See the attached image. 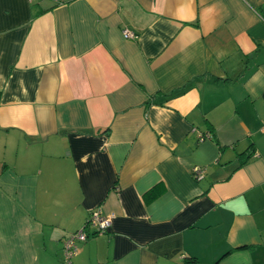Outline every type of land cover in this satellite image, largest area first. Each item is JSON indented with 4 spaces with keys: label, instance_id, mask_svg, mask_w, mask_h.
I'll return each instance as SVG.
<instances>
[{
    "label": "crops",
    "instance_id": "0c3cea01",
    "mask_svg": "<svg viewBox=\"0 0 264 264\" xmlns=\"http://www.w3.org/2000/svg\"><path fill=\"white\" fill-rule=\"evenodd\" d=\"M0 93V264H264V0H0Z\"/></svg>",
    "mask_w": 264,
    "mask_h": 264
},
{
    "label": "built area",
    "instance_id": "2783aa9c",
    "mask_svg": "<svg viewBox=\"0 0 264 264\" xmlns=\"http://www.w3.org/2000/svg\"><path fill=\"white\" fill-rule=\"evenodd\" d=\"M122 34L125 38H135L136 35L124 28L122 29ZM203 137L200 136V140ZM193 176L196 179H200L204 176V169L200 166L192 167ZM111 216L104 214L100 208L96 207L92 209L89 213V216L82 227L78 230L72 232L64 241V250L65 258L68 263H71V257L76 252V248L79 242L85 241L89 236L88 229L91 228L92 234H100L110 227L111 225Z\"/></svg>",
    "mask_w": 264,
    "mask_h": 264
},
{
    "label": "trees",
    "instance_id": "16d2710c",
    "mask_svg": "<svg viewBox=\"0 0 264 264\" xmlns=\"http://www.w3.org/2000/svg\"><path fill=\"white\" fill-rule=\"evenodd\" d=\"M0 95H1V93H0Z\"/></svg>",
    "mask_w": 264,
    "mask_h": 264
}]
</instances>
